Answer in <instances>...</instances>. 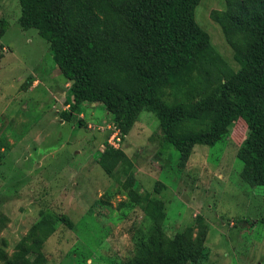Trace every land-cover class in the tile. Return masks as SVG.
Segmentation results:
<instances>
[{
	"label": "rangeland",
	"instance_id": "obj_1",
	"mask_svg": "<svg viewBox=\"0 0 264 264\" xmlns=\"http://www.w3.org/2000/svg\"><path fill=\"white\" fill-rule=\"evenodd\" d=\"M229 1L200 0L193 21L237 73L233 45L247 34H224L218 19ZM123 4L113 19L119 37L144 48L128 18L139 0ZM20 15L17 0H0V264H264V186L240 176L244 121L180 153L148 110L128 124L101 103L73 110L50 44ZM163 93L167 102L178 94ZM108 148L124 156L102 166Z\"/></svg>",
	"mask_w": 264,
	"mask_h": 264
},
{
	"label": "trees",
	"instance_id": "obj_2",
	"mask_svg": "<svg viewBox=\"0 0 264 264\" xmlns=\"http://www.w3.org/2000/svg\"><path fill=\"white\" fill-rule=\"evenodd\" d=\"M17 1L21 27L36 29L50 44L57 67L71 82L73 110L83 103H101L121 124L148 110L155 114L165 142L180 153L214 145L241 119L248 131L242 142L241 179L264 186L259 97L264 92V0H230L218 19L227 37L247 34L243 44L233 45L241 66L237 73L195 28L194 10L200 0H139L128 18L144 48L119 37L122 31L113 24L125 0ZM165 89L178 92L175 100L162 99ZM62 117L71 120L70 112ZM196 122L208 126H187L195 129ZM115 152L124 156L108 148L99 163L104 166L106 156ZM260 222L264 225V216Z\"/></svg>",
	"mask_w": 264,
	"mask_h": 264
},
{
	"label": "built area",
	"instance_id": "obj_3",
	"mask_svg": "<svg viewBox=\"0 0 264 264\" xmlns=\"http://www.w3.org/2000/svg\"><path fill=\"white\" fill-rule=\"evenodd\" d=\"M111 140H115L116 142H119V141H120L119 138L117 137V134H114V135L111 137L110 141H111ZM111 144H112L113 147H115L114 143H111Z\"/></svg>",
	"mask_w": 264,
	"mask_h": 264
}]
</instances>
